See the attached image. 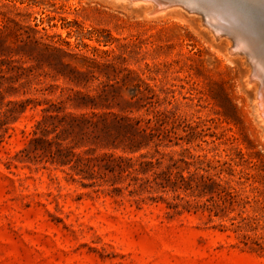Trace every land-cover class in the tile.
<instances>
[{
  "label": "rangeland",
  "instance_id": "rangeland-1",
  "mask_svg": "<svg viewBox=\"0 0 264 264\" xmlns=\"http://www.w3.org/2000/svg\"><path fill=\"white\" fill-rule=\"evenodd\" d=\"M146 10L123 0H0V36L13 48L0 60H21L40 75L13 95L0 89L5 103L34 100L0 132V264H264V122L249 61L227 55V36L219 41L204 13ZM255 13L264 24L261 8ZM46 48L43 65L29 59ZM116 75L124 97L155 102L144 106V98L127 115L145 125L168 111L172 135L184 137L159 147L166 158L155 170L184 154L192 164L174 172L206 184L131 194L120 180L122 191L112 193L85 186L91 181L70 168L20 161L47 102L69 89L96 94ZM153 154V144L116 153Z\"/></svg>",
  "mask_w": 264,
  "mask_h": 264
},
{
  "label": "trees",
  "instance_id": "trees-1",
  "mask_svg": "<svg viewBox=\"0 0 264 264\" xmlns=\"http://www.w3.org/2000/svg\"><path fill=\"white\" fill-rule=\"evenodd\" d=\"M0 33H2L1 29ZM23 47L36 50L28 43ZM8 50L11 51L13 48L5 46L0 36V57L6 55L5 52ZM47 51V48L41 49L36 55L28 54V57L40 66L46 61L44 52ZM24 64L25 62L21 60H0V89L8 95L17 93L21 88H31L35 81L37 84L40 83L38 79L40 75L35 71L37 67L24 66ZM110 66L117 71L115 66L111 64ZM9 73L11 74L8 75ZM62 75L66 77L65 74ZM67 77L70 82L81 83L74 79V74ZM113 80L115 82L109 79L102 83L96 94L69 89L70 92L64 99L47 102L48 107L42 109V117L36 121L30 133L31 137L18 154L20 161L70 168L83 179L91 181L85 186L109 185L113 187L112 193L122 191L115 186L120 180L129 182L127 189L133 187L129 190L131 194L151 190L165 192L169 187L192 189L201 183L206 184L204 177L197 178L194 174L185 177L181 172H174L179 162L192 164L186 160L184 154L178 160L170 157L164 169L155 170L166 158V155L159 151V147H168L166 141L175 140L177 144L184 137L172 135L175 133L176 120H172L173 115L168 111L148 119L145 125H142L144 122L142 119L127 115V112H133L134 107L138 108L140 100L144 98L147 100L144 106L154 105L153 96L136 99L137 94H132L128 99L122 95V87L119 86L124 78L120 80L116 75ZM18 83L19 86L16 87ZM49 88H37V91L45 92ZM5 99L6 96L0 92V132L3 130L7 132L8 125L16 122L28 105L34 102L32 99H27L10 100L5 103ZM68 104L70 107L67 106ZM69 108L72 110H68ZM152 144L155 147V154L147 160H143L148 158L147 155H142L143 159L116 155L118 151L123 154H136ZM150 172L151 177L141 176ZM152 199L156 198L152 197Z\"/></svg>",
  "mask_w": 264,
  "mask_h": 264
},
{
  "label": "bare ground",
  "instance_id": "bare-ground-1",
  "mask_svg": "<svg viewBox=\"0 0 264 264\" xmlns=\"http://www.w3.org/2000/svg\"><path fill=\"white\" fill-rule=\"evenodd\" d=\"M123 1H128L132 5L143 3L147 8L146 11L154 15L155 13H161L162 10L167 12V9L170 8L180 9V11L181 8H187L193 11L194 14L204 13L206 24L212 28L219 41H223V36L229 37V41L226 40L227 37L224 40L226 41L227 55H232V58H235L234 56L242 53L245 60L243 57L240 59L244 60L243 63L247 64L246 60L249 61L246 76L251 80L254 87L253 92L256 97L255 101H257L256 109L264 122V24L260 22V18L255 13L258 7L264 13V0ZM262 17H264V14ZM199 23L201 22L199 21ZM210 32L212 33L211 30Z\"/></svg>",
  "mask_w": 264,
  "mask_h": 264
}]
</instances>
